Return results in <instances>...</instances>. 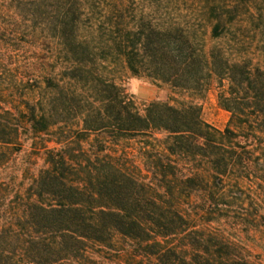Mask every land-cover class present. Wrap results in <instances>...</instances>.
I'll list each match as a JSON object with an SVG mask.
<instances>
[{
  "label": "trees",
  "instance_id": "trees-1",
  "mask_svg": "<svg viewBox=\"0 0 264 264\" xmlns=\"http://www.w3.org/2000/svg\"><path fill=\"white\" fill-rule=\"evenodd\" d=\"M0 264H264V0H0Z\"/></svg>",
  "mask_w": 264,
  "mask_h": 264
},
{
  "label": "rangeland",
  "instance_id": "rangeland-1",
  "mask_svg": "<svg viewBox=\"0 0 264 264\" xmlns=\"http://www.w3.org/2000/svg\"><path fill=\"white\" fill-rule=\"evenodd\" d=\"M202 27L205 28L204 24ZM207 35H209V29L207 28ZM122 84L126 87L127 91L133 96L135 103L142 107L145 104H148L152 101H164L169 96L168 90L165 88L157 89L156 87L148 84L142 79L134 78L125 74L122 78ZM201 109H202V119L218 130H223L229 121V114L222 110L217 103V89L216 85H213L210 91L207 93L205 99L201 101ZM30 148L29 145L26 144L23 152L17 154L16 156V164L17 166L25 165L24 161H27ZM28 153V154H27ZM42 165V161L37 159L35 161L36 169ZM250 243V242H249ZM251 245V244H250Z\"/></svg>",
  "mask_w": 264,
  "mask_h": 264
}]
</instances>
